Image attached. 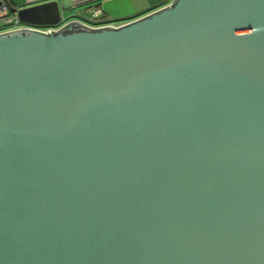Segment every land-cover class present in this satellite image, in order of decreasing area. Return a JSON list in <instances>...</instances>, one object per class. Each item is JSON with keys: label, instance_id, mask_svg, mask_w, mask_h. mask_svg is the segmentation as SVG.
<instances>
[{"label": "water", "instance_id": "95a60500", "mask_svg": "<svg viewBox=\"0 0 264 264\" xmlns=\"http://www.w3.org/2000/svg\"><path fill=\"white\" fill-rule=\"evenodd\" d=\"M0 264H264V0L0 32Z\"/></svg>", "mask_w": 264, "mask_h": 264}, {"label": "crops", "instance_id": "0c3cea01", "mask_svg": "<svg viewBox=\"0 0 264 264\" xmlns=\"http://www.w3.org/2000/svg\"><path fill=\"white\" fill-rule=\"evenodd\" d=\"M12 8L56 1L60 21L56 26L78 20L91 26L107 23L121 25L168 5L171 0H8ZM96 13L100 17H92ZM46 27L48 25H39Z\"/></svg>", "mask_w": 264, "mask_h": 264}, {"label": "built area", "instance_id": "2783aa9c", "mask_svg": "<svg viewBox=\"0 0 264 264\" xmlns=\"http://www.w3.org/2000/svg\"><path fill=\"white\" fill-rule=\"evenodd\" d=\"M11 5L8 0H0V32L8 31V30H14V29H36L40 31L47 32L52 29H57L59 26H46V27H40L39 25L31 24L23 22L19 19L17 14V8H15L13 11H11ZM92 17L99 18L100 16L96 13L91 14ZM84 23V22H82ZM86 25H89L87 23H84ZM104 25H113L110 23L104 24ZM91 26V25H89ZM103 26V25H98ZM116 26V25H113ZM97 27V26H93Z\"/></svg>", "mask_w": 264, "mask_h": 264}, {"label": "rangeland", "instance_id": "374dc122", "mask_svg": "<svg viewBox=\"0 0 264 264\" xmlns=\"http://www.w3.org/2000/svg\"><path fill=\"white\" fill-rule=\"evenodd\" d=\"M40 27H42V26H40Z\"/></svg>", "mask_w": 264, "mask_h": 264}]
</instances>
